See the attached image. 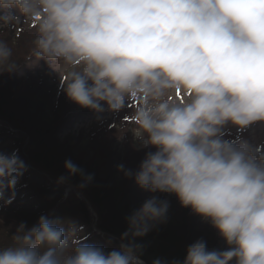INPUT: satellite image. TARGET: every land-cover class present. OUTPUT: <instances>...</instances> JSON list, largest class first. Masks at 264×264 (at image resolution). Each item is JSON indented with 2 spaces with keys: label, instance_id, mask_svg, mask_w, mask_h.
Instances as JSON below:
<instances>
[{
  "label": "clouds",
  "instance_id": "1",
  "mask_svg": "<svg viewBox=\"0 0 264 264\" xmlns=\"http://www.w3.org/2000/svg\"><path fill=\"white\" fill-rule=\"evenodd\" d=\"M0 12L6 28L35 19L33 53L74 69L64 83L74 103L119 113L140 98L138 141L155 151L137 170H117L141 189L175 194L227 245L209 250L200 238L170 264H264V154L222 138L229 123L264 122V0H0ZM17 68L0 39V72ZM178 89L188 93L183 102L174 98ZM64 168L58 183L79 175L84 187L93 179L70 159ZM24 171L15 151L0 152V197ZM169 207L146 199L110 251L83 243L74 222L43 215L30 228L21 222L0 245V264H144L136 240L166 223Z\"/></svg>",
  "mask_w": 264,
  "mask_h": 264
},
{
  "label": "trees",
  "instance_id": "2",
  "mask_svg": "<svg viewBox=\"0 0 264 264\" xmlns=\"http://www.w3.org/2000/svg\"><path fill=\"white\" fill-rule=\"evenodd\" d=\"M0 15H3V12H0ZM31 21L32 23H21L19 28L14 27V32H12L11 28L0 26V39L8 42L13 50V59L18 61V68L16 70L12 72H0V117L4 120V123H0V132L6 130L15 133V130L17 129L22 134H25V136L28 135L29 138H32L34 143H42L50 137H54V139L56 138L55 133L59 127H63L64 123L69 124L70 122V119L68 120L67 118L68 107L71 108L72 106L79 105L67 97L64 91V81V83H59L58 93L55 101H53L52 95L54 91L51 87L47 84L44 85L43 83H37L29 71H25L30 70L28 63L33 62L34 57L30 58L29 55L32 48L30 47V49L25 47V45L23 46L20 38L22 34H25L27 42L31 39L30 35H28L30 32L27 34L23 32V29L28 28L35 31V19ZM61 103L64 105L61 106ZM81 108L82 107L79 106V109ZM23 110L24 114H21V111ZM30 115H32L33 118L32 122L29 121ZM117 123L118 122L115 121H105L104 123L100 122L97 125H93L90 130L93 138L92 142L96 137L101 138V136L105 137L109 134ZM52 126H55L56 128H52ZM124 136L127 139V135ZM70 142L72 143L70 140L63 141L54 147L50 146L49 151L57 156L59 155L60 158H63L67 153L70 155L75 154L71 151V147L74 148V145H71ZM134 142L135 144L139 143L135 140ZM74 144H81V141L79 142L78 140ZM125 144H128L127 141ZM129 145L131 148L135 147L131 140L129 141ZM74 149L77 150V147L75 146ZM74 149L73 151H75ZM132 151H134V149H132ZM15 152L18 156V149H16ZM40 152L45 157L43 159H46L47 161L48 159H55L53 154L48 155L44 150H41ZM145 154L141 153L139 155L137 165L134 167L133 171L138 169V165L144 158ZM20 158L22 157L19 156V159ZM131 158L134 160L137 159H135L132 154ZM69 159L77 165H81L83 160H87L86 156L83 157L81 154L76 158L68 156L65 160H59V165L57 167H60L59 171L63 176H67V172L62 163ZM109 160L111 161V159ZM123 161L124 163L121 165H123L125 169H128L127 164H125L126 158L123 159ZM51 165L53 164L51 163ZM54 166H56V164ZM104 174L106 176L104 179L107 180L105 185H94L93 187L91 186L90 189L84 186L86 195H90L86 203L82 199L77 198V196L76 198L71 196L69 200L64 199L62 201L63 192L58 190L54 192V197L50 199L43 200L37 198L34 201H28L21 199L15 189L5 188L3 195L10 196L11 202L5 203L6 200L3 196L0 197V225L3 226L2 229H0V245H6L9 243V237L16 232V229L21 222H25L27 227L30 228L37 223L39 217L42 215L49 219L63 221V213H65L70 215L75 214L77 217L79 225H81L80 229L83 230L82 233H77V236L83 243L100 246L105 251L117 248L116 242L110 239L112 244H109L107 240H105V237L107 238V236H99L95 234V231H93L91 227H89L91 225V217L86 204L90 203L98 216L96 230L101 233L104 232L111 234L120 239L121 235L128 227L126 217L133 211V209L139 207L143 201L141 200L140 202L135 199L137 197L134 194L137 193L136 188L139 187L135 183V180H133V187L127 189L126 187H122L124 183L123 179L119 178L120 181L116 180L117 174H115V172H104ZM122 174V178L126 179L127 177H125L124 173ZM69 180H75V183L80 182V178L76 175L72 176ZM107 182H110L111 185L106 186ZM118 183H121L120 186ZM143 192H141V194H143ZM170 198L171 201L173 200L171 204L174 206L175 203H178L179 209L176 214L177 218L183 211H187L189 214L192 212L189 207L181 206L175 194H171ZM63 202L65 203L64 205H62ZM50 211H53V213L48 214ZM194 218L187 226L184 220H179L178 218L177 226L173 229L169 228V230L165 225L159 224L145 236L137 238L136 243L145 245V247H143L141 259L146 264H153L156 260H160L164 262V264H170L173 260H183L186 255L187 246L200 238L206 241L209 250H221L220 248H217L214 243H210L215 239V231H213V229L207 231L202 225H199V215L196 214Z\"/></svg>",
  "mask_w": 264,
  "mask_h": 264
},
{
  "label": "rangeland",
  "instance_id": "3",
  "mask_svg": "<svg viewBox=\"0 0 264 264\" xmlns=\"http://www.w3.org/2000/svg\"><path fill=\"white\" fill-rule=\"evenodd\" d=\"M8 14L11 15H17L20 16L21 20H23L22 15L15 9H9L7 10ZM5 13L3 12V15ZM33 20V19H32ZM21 23H32V21H25ZM17 24L15 27L19 28V25ZM36 23V21H35ZM12 32H14L13 28H11ZM16 31V29H15ZM23 32L26 34L30 32V38L27 42V38H25V34H22L20 41L22 42L23 46L27 48H32L31 40L32 36L34 35L35 31L28 29H23ZM30 48V49H31ZM30 58L34 57V61L28 63V67L30 70H25L26 72L29 71L31 76L34 77V80H36L37 83H43L44 85L47 84L51 87V89L54 91L52 95V100L55 101L56 95L58 93V85L59 83H62L63 81L66 82L69 79L70 73L74 70L70 66H66L61 61H49L47 62L44 59H39L36 55H34L33 50L30 52ZM63 82V83H64ZM47 87V86H46ZM188 93L181 92L179 89L175 92V100L179 102H183L186 98ZM45 97V94H44ZM169 99H172V95L169 94ZM51 100V101H52ZM52 101V102H53ZM64 103V101H63ZM140 104V98L138 97H132L126 108L119 113H111L107 110V106H104V111L97 113L94 112L88 108H81L79 109V106H72L71 108L68 107V113L67 118L70 119L69 124L64 123L63 127H59V129L55 133V139L54 137H50L42 143H34L32 138H29L28 135L25 136V134H22L17 129L15 130V133L9 132V131H1L0 132V152L12 154L16 149H18V157L21 161L24 162L25 165V171L23 172L22 176L17 180L15 183V186L13 189L16 190V192L20 195L21 199H25L28 201H34L37 198L38 199H50L54 197L55 191H62V201L69 200L71 196H74L76 198L82 199L85 203L87 202V199L89 198V193L87 196L85 192L84 187H79L81 178L79 175H76L78 178H80L79 183H75V180L71 181L67 179L64 183H58L59 177L62 176L59 169L60 167H57L59 165V160H65L68 156L76 158L79 156V154L86 156L87 160H83L81 165H77L80 169H83L85 174H91L93 176V179L90 183L86 185L88 189L94 185H105L106 179H104L106 176L104 172L107 173H113L117 174L116 180L120 181V179L124 180L123 186L127 189H131L133 187V180L134 178H122L123 172L117 170V166L124 163L123 159L126 158L125 164H127L128 169L133 170L134 167L137 165V160L139 158V155L145 154L146 152L155 151V148L151 145L147 147H142L141 144H135L134 140L136 142H139L141 136V130L138 127V124L135 121V111L137 107ZM64 104L61 103V106ZM86 110V111H84ZM21 114H24V110L21 111ZM36 118V117H35ZM32 115L29 116V121L32 122ZM37 119V118H36ZM4 120L0 117V123H4ZM107 122V121H115L118 122L116 126L113 127V130L110 131L109 134H107L105 137L101 136L96 137L95 140L92 142V134L90 133V130L93 125H97L100 122ZM55 125V124H54ZM111 126V125H110ZM112 127V126H111ZM52 128H56L55 126H52ZM17 133V134H16ZM33 135V133H32ZM31 135V136H32ZM124 135H127V139ZM227 135V137H226ZM222 138L227 140L230 143L238 144L242 140L247 141L250 145H252L255 150L260 153L264 154V122H255L254 124L247 126L245 128H240L235 125H231L230 123L224 127L222 130ZM72 141L71 145H74L77 147V150L71 147V151L75 154H69L67 153L63 158H60L59 155H55L51 151H49L50 146L54 147L58 143L60 144L63 141ZM81 141V144H74L75 142ZM132 141L135 145L134 148H131L129 145V141ZM127 141L128 144H125ZM47 142V144H46ZM73 149L75 151H73ZM134 149V151H132ZM41 150L46 151V154L51 155L53 154L54 160L48 159V162L42 153ZM51 152V153H50ZM79 153V154H78ZM61 154V153H58ZM131 154L133 157H135L136 160L131 158ZM49 157V156H48ZM123 158V159H122ZM111 159V161L109 160ZM51 163L53 165H51ZM56 164V166H54ZM64 163H62L63 165ZM99 170V171H98ZM59 171V172H58ZM99 175V177H98ZM97 179V180H96ZM96 180V181H95ZM126 181V182H125ZM121 183H118L120 186ZM89 185V186H88ZM111 185L110 182H107L106 186ZM137 193L134 194L137 198V201L141 200L144 202L146 199H149L153 196H156L160 199H166L169 202V211H168V219L166 223H163L166 228H175L177 226V219L184 220L186 226L189 225L190 221L196 216L193 212H190V214L187 211L181 212L176 217V214L178 213V203H175V206L171 204V194L167 193H159V192H150L147 190H143L139 187L136 188ZM123 191V190H122ZM144 191V192H143ZM143 192V194H141ZM3 198L5 200H9L10 196L3 195ZM61 201V203H62ZM65 203L63 202L62 205ZM88 206V209L90 211V217H91V225L89 227L92 228L93 231H95V234L101 235V236H107L105 237V240L109 244H112L113 240L117 243V247L120 244V239L108 234V233H101L96 230V221H97V214L95 209L90 203L86 204ZM56 211V210H55ZM66 212V211H65ZM53 211H50L48 214H52ZM172 214V216H171ZM176 217V218H175ZM195 219V218H194ZM200 224L202 225L204 229L215 231V239H213L210 243H214L217 248H220L221 250H224L227 248L226 242L224 239L218 234L217 230L212 227V225L208 222H206L201 216H199ZM63 221L65 223L67 222H74L77 227L79 228L78 233H82L83 230L80 229L79 222L75 214H65L63 213ZM170 226V227H169ZM3 226L0 225V229H2ZM110 227V226H108ZM17 230V229H16ZM1 231V230H0ZM15 231V230H14ZM85 231V230H84ZM111 239V240H110ZM9 242V241H8ZM96 242V240H95ZM93 242V243H95ZM145 247V245H142ZM211 246V245H210ZM212 247V246H211ZM212 249V248H210ZM143 253V252H142ZM148 258V256H147ZM144 264H146L144 262Z\"/></svg>",
  "mask_w": 264,
  "mask_h": 264
}]
</instances>
